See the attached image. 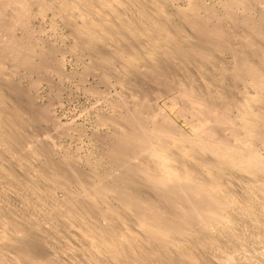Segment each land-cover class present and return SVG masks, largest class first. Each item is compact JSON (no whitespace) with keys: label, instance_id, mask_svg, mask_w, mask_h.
Returning a JSON list of instances; mask_svg holds the SVG:
<instances>
[{"label":"bare ground","instance_id":"bare-ground-1","mask_svg":"<svg viewBox=\"0 0 264 264\" xmlns=\"http://www.w3.org/2000/svg\"><path fill=\"white\" fill-rule=\"evenodd\" d=\"M35 1L40 11L81 20L75 46L100 64L124 63L159 102L151 109L135 101L102 151L103 169L89 162L81 170L74 159H50L56 137L28 132L24 104L9 110L16 102L0 92V165L16 170L8 180L21 199L18 219H0V236L39 244L36 259L25 252L20 263L264 264V0H221V13L192 2L195 17L184 8L170 14L161 0H0V20ZM26 35L0 39V71L8 61L32 74L56 71L33 62ZM139 62L179 81L161 71L155 78ZM227 77L233 82L223 88ZM47 114L38 112L41 121Z\"/></svg>","mask_w":264,"mask_h":264},{"label":"rangeland","instance_id":"rangeland-1","mask_svg":"<svg viewBox=\"0 0 264 264\" xmlns=\"http://www.w3.org/2000/svg\"><path fill=\"white\" fill-rule=\"evenodd\" d=\"M47 1L50 2L51 0ZM161 2L163 4L165 3L167 11L170 14L175 13L174 10L176 9L184 8L185 10L187 9L186 11L189 12L190 17H195L196 10L193 5H197L198 3H201V6L204 5L207 7H211L212 5V9L216 11L219 10L218 13L222 12L220 10L222 7L221 0H218V2L217 0L216 2L215 0H196V2H194V0H161ZM191 3L192 6H190ZM209 4L210 6H208ZM214 7L217 9H215ZM39 9L40 4L38 1H35L34 3H31L29 8L24 11L16 10L17 14L14 15V18L8 12L4 13L5 15L3 16V19L0 20V24L3 26L0 32V39H6L5 37L8 36L18 38L24 35L26 32L28 36L31 35L29 36L28 42L30 43V41H32V44H29L30 47L28 45V49L31 50V52H33L32 54L35 55H33V62H35V64H42L43 61L44 64L42 65H46V63L48 64L49 62V64L53 65V68L51 69H57V67L59 66L56 70L57 72L52 70L50 72H43L41 74H32V72L26 70L24 66L14 64L13 61H8L4 65L2 71H0V78H2L0 79V85H3L5 82L11 86L8 88L6 86L5 88H0V92H2L1 95L3 97H6L8 103L11 102L10 104L16 102V104L11 105L12 107L10 106L9 110H11V108H17L15 106L18 104L19 106H21V104H24V107L21 106V109L23 107L22 110H24L25 113L27 112V115L25 114L27 116L26 118L33 123L30 124V126H32L28 132H32L35 135L41 136V138L44 137L45 133H51V136L56 137V139H54L57 143V150H60H58L59 152L56 151V153L52 155V157L50 156V159L52 158V160L54 159L53 161L56 160L55 162H60V164L67 163L68 161L74 159L76 163H79V169L81 170L85 169L84 165L89 162H91L92 164L99 163L98 166L102 168L101 165L103 164H101L100 161L102 160V163H104V159H102V151H104L111 144V142L115 140L116 136L120 135V125L126 118L127 114H129L132 110L135 101L137 104L139 103V101H143L140 103H148L151 105L150 108L153 109L154 105L159 102V100L154 97L152 98L151 94L148 93V86L142 79V77H135V74H132L127 70L124 63L122 64V62H120L119 60L116 61V59L107 56L113 60L112 63L109 65L100 64L97 61L96 57H94V55L90 51H86L85 49L82 50L83 48L80 49L75 46L76 40L73 28L74 24L78 26L81 20H77L76 18L73 19L74 17L72 18V20L66 19V17H63L64 15L62 16L60 14H56V12L51 9L43 11H40ZM237 12L239 11L237 10ZM42 52H48L50 53V56L48 57L47 55L45 57H41L40 54ZM102 52L104 53L105 51ZM105 53L107 55L109 54L108 52ZM142 61L145 60H141V62ZM141 62H139L138 65H140V67L143 66L141 67L143 69H151V75H154L155 78L156 76L158 77V75L162 76L164 74L165 76L166 73H169L166 69H164L167 71L166 73H163L165 72L164 70H160L161 72L155 69L152 70L151 67L148 68V63H145V65L142 64L144 62ZM159 72L162 75L158 74ZM109 73H112L113 75H110ZM169 75L173 76V73H169ZM166 76L168 77V79H170L169 81L175 80V76L173 77L174 79L171 78V76H168V74ZM6 77L7 80L5 79L3 82V78ZM192 77L194 78V75H192ZM182 78L183 77H181L180 79ZM177 80L178 79L176 77L175 81ZM225 80L219 83L221 84L220 86H222L223 88L231 87V83L233 82L232 79L227 77ZM202 81L203 77H201V86ZM17 86L20 87V90H16ZM31 86L33 88H31ZM135 86L138 87V89ZM142 87H144L145 89H142ZM12 89L15 90L13 91ZM140 89H142V91ZM146 90L148 92H146ZM17 91H21L24 94L27 92L25 94L26 97L24 96L23 98L20 97L16 99L15 93ZM128 97H130L131 99H129ZM17 100L20 101L18 104ZM125 101L127 102L125 103ZM123 103L126 105H123ZM43 110L48 113V120L44 119V121L42 120V122L38 116V112ZM151 112L156 114L155 110H152ZM183 120L189 121L191 119L189 116L185 115L183 116ZM1 127L2 126L0 124V131L3 130V127ZM100 139L102 140V142ZM41 144H43V142H41L39 145ZM44 144L42 145V147H40L43 148ZM2 146L4 147V145ZM3 147H1L0 149H3ZM260 148L263 150H261ZM258 149V153L261 152V156L264 157V147L260 146ZM1 165L0 212H2V214L4 213L5 217L0 216V219L2 221L4 220L5 222L11 223V220L13 221V218L15 219L16 217L18 219V216L16 215H18L17 213H19L18 207L21 204V199H19V195L17 196L15 192L17 191V186L19 185L18 183L12 184L10 182V179L8 180V178H11L10 174H12V176L14 174L15 176V173L13 172H15L16 170L13 171V169H11V171L9 168V164L7 165L5 163L4 165H2V167ZM17 175H19V178L21 177L22 181L24 182L23 177L18 172ZM53 193V197L55 195L54 198L57 197V200L64 197V194H62V192L60 191H55ZM6 196L9 199H7ZM13 205L15 211L13 210ZM11 209L14 211V213ZM3 224L5 223H2V225ZM8 238L10 239V241L2 239L0 236V264H22L20 263V255L21 253L25 252H27L31 258L33 257V261L34 259H36V251H39L37 249L39 244H32L34 247H32V245L25 246V243H22V240L18 238L16 234L13 236L12 234H9ZM11 241L13 243H20L23 246L20 247V249L15 248L14 246L12 247ZM49 257L50 260L56 259L57 254H49Z\"/></svg>","mask_w":264,"mask_h":264}]
</instances>
